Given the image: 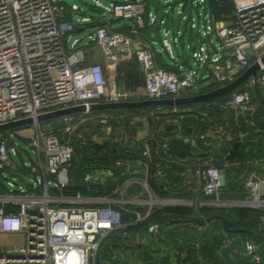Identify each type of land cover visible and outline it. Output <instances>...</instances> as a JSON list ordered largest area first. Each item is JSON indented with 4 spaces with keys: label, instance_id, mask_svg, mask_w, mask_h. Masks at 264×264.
<instances>
[{
    "label": "built area",
    "instance_id": "1",
    "mask_svg": "<svg viewBox=\"0 0 264 264\" xmlns=\"http://www.w3.org/2000/svg\"><path fill=\"white\" fill-rule=\"evenodd\" d=\"M91 1L105 20L95 25L89 42L75 38L69 46L70 34L86 29L91 21L75 19L81 10L78 4L0 0V125L33 119L0 131V234L25 239L0 247V264H131L127 249L138 256L139 264L150 263L144 252L153 249L159 257L168 252L173 264H181L184 249L168 244L164 225L152 219L155 212L167 214L163 210L168 206L192 207L196 220L209 217L203 210L252 209L259 213V234L264 228V105L255 84L264 97V0H232L233 10L223 18L215 17L209 0H163L165 5L160 0L162 10L171 15L176 6L178 12L187 9L181 17L183 31L172 21L165 30L166 17L161 18L157 8L151 11L150 0L110 5ZM118 20L127 27L113 28ZM172 26L174 44L188 46L195 64H183L180 55L176 59L168 38L160 42L179 69L157 61L156 54L162 53L146 32L158 27L159 37L162 30L168 36ZM96 47L111 65L123 58L139 61L141 96L108 89L104 66L94 60ZM255 64L256 74L231 92L192 104L148 107L132 117L131 129L123 124L126 114L91 108L99 103L198 96L231 84ZM207 79L210 83L203 86ZM76 106L85 109L58 117L56 125L44 128L38 120L42 114ZM142 117L147 127L139 135ZM169 125L173 128L167 130ZM24 131L30 134L24 136ZM15 135L23 138L34 157ZM173 138L190 143L193 155L171 154ZM103 141L118 151H137V156L117 160L114 167L93 166V144ZM79 158L83 182L92 193L67 192L71 168ZM229 169L237 194L233 197L225 193L224 171ZM169 180L175 190L167 195ZM101 186L106 189L103 194L97 193ZM209 222L198 224V229ZM224 234L226 245L234 236L225 230ZM149 236L151 245L146 244ZM263 245L256 238L242 255L252 264H262Z\"/></svg>",
    "mask_w": 264,
    "mask_h": 264
},
{
    "label": "trees",
    "instance_id": "2",
    "mask_svg": "<svg viewBox=\"0 0 264 264\" xmlns=\"http://www.w3.org/2000/svg\"><path fill=\"white\" fill-rule=\"evenodd\" d=\"M211 10L216 18H223V12H232L233 3L232 0H209ZM123 62L119 61L117 64ZM130 64V67L127 68V77L125 78L126 86H132L133 81L131 77L133 76L132 72L139 61L133 57L127 63ZM140 67V65H139ZM141 75V83L143 84V76ZM143 108H133V109H108L107 112H112L116 114H126L123 124L127 128L131 129V119L132 117L139 112L140 110L146 109ZM154 108V107H149ZM89 162L93 166H102V167H114L117 160H126L131 159L137 156V151H127L126 149L116 150L115 145L109 144L105 149H102L100 152L95 153L93 150L90 152ZM79 162L73 164L70 171V185L67 189L68 193H76L81 191L83 193H92L91 190H88L82 181L84 170L82 169V158H79ZM171 175V174H170ZM169 186L170 191L166 192L167 195L174 191L172 181L166 182ZM229 188L225 189V193L234 190L230 185L231 181L228 180ZM105 186H101L97 189V193H105ZM96 192V191H95ZM186 195L187 193H182ZM163 214L161 212H155L152 216V219L159 221L164 225L165 235L167 237V243L172 245H180L185 251V255L181 258V264H226L225 261L221 258L219 254L220 248L224 245L226 235L223 230V222L220 218L221 215L228 217L234 222L236 228H244L247 230L259 229L258 227V211L248 209V208H235L230 210H221V209H212V210H203L211 217L210 222L207 226L198 229L197 225L200 224L196 218H193V215L196 213V210L192 207H165ZM166 219H175L177 220L174 223L168 224ZM204 225V224H200ZM229 236H235L233 234H228ZM242 235H249L252 237V233L245 232ZM179 239L183 241L182 244L179 243ZM257 241L264 242V228L259 231L257 236ZM199 243V248L195 247V244ZM264 246V245H263ZM264 255V248H263ZM144 256L148 257L150 261L149 264H173L169 253L167 252L166 256L159 257L158 250H152V252H144ZM235 264H252L249 262L248 257L242 254H234ZM264 264V261L263 263Z\"/></svg>",
    "mask_w": 264,
    "mask_h": 264
},
{
    "label": "water",
    "instance_id": "3",
    "mask_svg": "<svg viewBox=\"0 0 264 264\" xmlns=\"http://www.w3.org/2000/svg\"><path fill=\"white\" fill-rule=\"evenodd\" d=\"M150 3L154 8H157L159 10V16L161 18L166 17V23L164 24L165 30H168L171 26V21L175 26H180L181 25V17L184 15V13L187 11V9L184 12H178L176 17L173 16V19H171L172 15L168 12H165L162 10V6L160 4V0H150ZM93 11H96L97 13L100 14V10L92 8ZM145 21H147V16L145 17ZM126 25L121 26L120 29L126 28ZM152 33H154V36H152ZM147 37L155 42L159 43L160 42V37L158 35V27L152 28L147 30L146 32ZM180 46L183 49V43H180ZM181 61L183 64L190 66V61L189 57L186 51H183L180 54ZM225 56L220 60V64H223L224 61L223 59ZM156 59L161 65H165L166 61L162 57L160 53L156 54ZM179 64L173 65V69L178 70L179 69ZM205 68L202 69V74L205 72ZM258 70V64L253 65L250 69H248L241 77H239L237 80L232 82L231 84L218 88L216 90H213L211 92L201 94L198 96H193V97H185V98H179L177 100H172V99H163V100H147V99H142V100H131V101H122V102H108V103H99V104H94L92 105L93 110H108V109H133V108H143V107H153V106H164V105H186V104H192V103H197V102H202V101H208L215 99L219 96H222L226 93L231 92L235 88H237L242 82H244L249 76L255 75ZM255 92L261 103L264 105V97L260 91V88L258 84H255ZM84 106H76V107H71L68 109H63V110H58L46 114H42L38 117V120L40 121H45L49 120L52 118H57L61 117L63 115H68L72 114L74 112L82 111L84 110ZM33 121L32 118H27L15 122H11L5 125H0V131L21 126L23 124L31 123ZM173 126L169 125L167 126V130L172 129ZM188 132H190V128L187 129ZM107 146V141H103L102 143L95 142L93 144V148L95 149V152L98 153L100 150H102L104 147ZM169 152L171 154H177L181 157H186V156H192V150H191V145L188 142H185L181 138H173L169 142ZM222 222H223V228L227 233L235 235L231 241L223 245L220 248V255L222 259L225 261L226 264H235V259H234V254H247L249 251V246L252 244V241H254L257 236H258V230L257 229H252V230H247L244 228H236L234 226V222L230 220L228 217L221 215L220 216ZM211 217H207L206 219L203 220H198L199 223L204 224L206 221H209ZM177 220L175 219H166V222L168 224L174 223ZM245 232H250L252 233L251 239L244 240L240 234L245 233Z\"/></svg>",
    "mask_w": 264,
    "mask_h": 264
},
{
    "label": "rangeland",
    "instance_id": "4",
    "mask_svg": "<svg viewBox=\"0 0 264 264\" xmlns=\"http://www.w3.org/2000/svg\"><path fill=\"white\" fill-rule=\"evenodd\" d=\"M101 1L105 5H110L111 2H113V1H122V0H101ZM67 2H68L69 5L78 4L79 8L81 9V10L78 11V14L75 15V19H79V21H81V19L83 17H89L91 19V21L87 25L86 29L81 30V31H75V32H72L70 34L71 36L69 38L68 45L70 46L71 42L75 38H83V41H82L83 43L89 42L92 39V37L95 36V31H96V26L95 25L99 21L105 20V18H103L102 14H99L96 11L92 10V8H94L93 7L94 4H93V2L91 0H67ZM162 3L164 5L166 4L163 0H162ZM179 7L180 6H176L174 8V10L172 12V15L174 17H176V15L178 13V10H179ZM150 9H151V11L153 13H156V10H155L154 6H151ZM209 11H210V9H208V12ZM223 13H224L223 17H227V15L230 14V12H223ZM193 15L195 16L196 19H198V16H197V14L195 12L193 13ZM123 23H124L123 20L115 21L114 24H113V28H119ZM184 24H185V22L183 20L181 25L179 26V28L182 31L185 28ZM175 31H176V28L172 26L171 27V33L168 36H166L165 32L162 30L160 32V38L162 40L165 39V38H168L171 41V44L173 46V53L175 54L176 59L178 58V55H180L183 51H186L187 54L190 57L191 64H195L194 59L191 57V49L188 46H185V49H182V47L180 46V42L178 43L177 46L174 44L172 38H173V34H174ZM185 41H186V43H188V35L185 37ZM154 47L156 48V50H160L161 51L162 57L164 58V60L166 61L168 66L173 65L172 59L170 58V55L168 54V52L165 49H163L162 42L155 43ZM246 56L249 59L251 58V54L248 52V50H246ZM94 60L97 61V62H102V61L106 62L104 60L103 54H102V52H101V50L99 48L95 49ZM183 70L187 71V69H183ZM132 74H133V76L131 77V80L133 81V84H132L131 87L133 89H135L136 92H138V93L137 94L136 93H131V94H133L134 96H141L142 95V93H141L142 92V83H141V75H140V67H139V65H137L135 67V69L133 70ZM209 83H210V80L207 79L202 84H203V86H206ZM58 122H59V118L57 117V118H52V119H49V120L42 121L41 123H42L44 128H47L48 123H51V125H56V123H58ZM146 127H147V121H146V119L144 117H142V124L141 125L139 124L137 126V130H138L139 135H143L145 133ZM21 134L24 135V136H28L30 134V132L29 131H24ZM14 138L25 150H27L30 153V156L34 157L33 152L31 151V149L25 147V141L23 140V138L21 136L15 135ZM23 156H24V158L26 160H29V155L27 154L26 151L24 152ZM15 161L19 165H21V160H20V158L18 156L15 157ZM226 195L229 196V197H233L234 195H237V194H236L235 190H230V191L226 192ZM150 239H151V236H149V239H148L146 244H148V245L152 244V241ZM24 241H25V239L21 235L0 234V247L2 249H4L6 246L15 245V244H22ZM116 243L119 244V242H116ZM263 244H264V242H263ZM133 253L134 252L131 249L125 250V256L127 258H129L130 263L131 264H139L138 256L137 255H133Z\"/></svg>",
    "mask_w": 264,
    "mask_h": 264
},
{
    "label": "crops",
    "instance_id": "5",
    "mask_svg": "<svg viewBox=\"0 0 264 264\" xmlns=\"http://www.w3.org/2000/svg\"><path fill=\"white\" fill-rule=\"evenodd\" d=\"M96 49H98V48L96 47ZM122 60H123V62H121L119 64H115V65L108 64L107 62H104V61H102L104 64L101 62L104 66L106 78L108 81V89L110 91H112V90H114V88H119L121 90L129 92L130 94L131 93L137 94L138 92H136V90L133 89L131 86H126V81H125V78L127 77V75H126L127 74V68L130 67V64H128L127 62L129 60H131V58H123ZM124 60H126L125 63H127V64H124ZM139 65H140V63H139ZM140 71H141V66H140ZM142 76H143V74H142ZM143 86H144V82L142 84V92L141 93H143V90H144ZM238 157L240 159V158H242V155H240ZM232 171H233V169H229L227 171L226 170L224 171L225 185H226L225 189L229 188L228 180L229 179L231 180L230 172H232ZM230 185H231V183H230Z\"/></svg>",
    "mask_w": 264,
    "mask_h": 264
}]
</instances>
